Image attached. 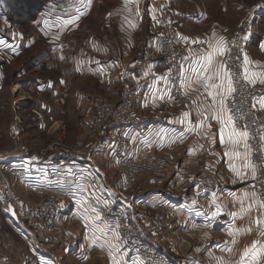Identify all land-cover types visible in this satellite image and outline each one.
<instances>
[{"label":"crops","instance_id":"0c3cea01","mask_svg":"<svg viewBox=\"0 0 264 264\" xmlns=\"http://www.w3.org/2000/svg\"><path fill=\"white\" fill-rule=\"evenodd\" d=\"M64 1H60L59 8L63 11L60 20L76 14V8L80 6L76 0ZM123 5L125 7V0ZM136 5L129 2L125 11L131 12ZM148 5L149 9H155L154 13L148 11L151 18L158 6H162L175 23L179 37L189 38L187 42L179 38L180 44L185 46L186 57L190 53L204 50V46L192 44L191 41L194 39L207 40L215 32L217 36H224L229 40L236 31L239 18L238 0H154ZM157 29L155 36L159 37L160 41L159 26ZM252 35L248 38L251 42L254 40L252 38L257 37ZM158 48L148 53L145 51L135 60L136 65L130 62L126 68L128 75L123 74L128 79L127 86L134 98L135 106L140 111L138 122L125 131V154L135 159L160 154L178 165L173 172H162L131 182L125 181L124 178L122 180L121 177L120 180L123 182L121 188L115 186L112 171H106L97 156L100 152H108L111 149L113 142L111 137L114 134L112 130L116 128L110 125L105 134L95 139L93 147L85 151L68 152L73 157L71 161L57 162L52 160L51 155L45 157L40 153H27L26 149L18 152L5 151L3 154L0 152V158L4 162L2 170L9 174L8 178L18 183V188H21L23 193L30 196L53 193L58 196L60 211L66 207L67 210L61 213L65 214L64 217L70 224L77 226L76 229L70 228V234L74 239L64 242L62 246L64 248L62 251L66 250L70 262L81 264L86 259L88 250H95L102 252L106 264H112L108 249L92 244L91 235L84 227L80 218L83 209L76 203L80 194L72 196L68 193V186L75 187L77 183L103 185V188L97 191V195L101 197L100 201L112 199L118 204H120L118 200L123 201L124 205H120L129 211L136 231L142 234L157 252L165 254L175 264H237L243 249L250 246L252 241L260 239L254 224L251 225L253 231L250 233L243 231L250 225L249 216L245 215L233 223L229 215L231 212H238L240 207L239 204L233 203L229 193L239 196L243 191L252 189L240 181L232 182L235 177L228 171L226 158H223L225 149L218 142L215 146L210 145L202 138V131L185 134L183 141L178 139L183 127L169 121H174L184 111L191 110L171 104L170 98L164 94L163 83L156 86L159 90L156 98L153 96L156 89L148 87L153 81L152 75L144 76V72L149 71V65L152 66L150 69L152 74L168 75V64L166 59L159 55ZM103 63L105 64L95 70L100 75L121 72L117 58L107 57ZM184 66L187 67V61ZM101 68L103 72L100 71ZM122 73L123 71L116 76L120 83L123 81ZM160 95L164 98H158ZM189 96L192 100L201 99L196 91L189 90ZM193 109L191 112L195 115V108ZM259 120L261 126L264 125V111L261 112ZM173 129L176 130L175 133ZM216 129L217 125L213 122L212 131ZM20 156L37 157L42 162L28 165L17 160ZM199 166L216 173L221 182L218 190L203 193L194 188L195 169ZM69 169L73 174H69ZM81 176L84 180L79 179ZM118 178L119 176L116 179ZM212 193H216V196L213 197ZM214 200L221 207L216 217L212 216V212L217 210L213 207ZM256 215V211L251 213V217ZM96 223L100 227L105 226L102 220ZM3 226L7 231H4V236L2 235L0 239V249L2 251V248L4 250L8 248L10 254L8 260L0 259V264H61L62 257L50 250L51 241L46 240L42 232L28 229L4 209H0V227ZM236 228L242 231L235 236L236 243L230 245L232 252L229 253L224 250L225 242L233 239L228 235V231ZM100 243H103V240ZM122 253L124 254L122 264H135L139 260L137 254L129 250L122 248Z\"/></svg>","mask_w":264,"mask_h":264},{"label":"rangeland","instance_id":"374dc122","mask_svg":"<svg viewBox=\"0 0 264 264\" xmlns=\"http://www.w3.org/2000/svg\"><path fill=\"white\" fill-rule=\"evenodd\" d=\"M60 1L64 0H0V40L6 42L5 45H0V152L3 154L5 151L18 152L26 149L27 153H40L45 157L51 155L53 158L63 151H85L93 147L95 139L105 134L110 125L116 128L113 129L115 131L112 130L114 134L111 137V149L108 152L102 151L97 156L104 169L112 171L115 186L121 188V177L122 180L124 178L131 182L162 172H173L178 165L160 154L145 155L137 159L127 157L125 132L122 133L125 127H120L118 120H121L119 113L126 110L129 100L138 122L140 111L127 86L126 68L130 62L136 65L135 60L145 51L148 53L158 48L159 37L155 36L158 26L161 29L157 23L158 10L162 9L168 15L170 26L177 30L175 23L162 6L156 9L155 20L148 15V4L154 0H138L131 12L125 11L124 0H93L89 9H81L86 14L81 16L77 26H70L59 33L58 40H53L58 32V21L63 16V11L59 8ZM262 2L264 0H238L239 18L233 35L239 30L242 19L251 16L244 53H247L255 65L264 68V10L257 14L253 12ZM39 5H44L41 11L38 10ZM137 7L140 16L133 14ZM125 18L135 23L136 27H131ZM44 20H48L50 27H45ZM45 32H48L47 36ZM251 34L252 37L257 36L252 38V42L248 40ZM13 48L16 51H12ZM111 56L118 59L119 70L123 71L122 76L125 74L122 83L116 78L121 72L100 75L95 71L105 64V58ZM77 68L80 70L77 71ZM180 94L181 97L177 99L183 100L176 101L171 96V104L193 111L194 107H189L188 103L192 98L189 95L186 97L183 92ZM195 117L193 115L194 121ZM119 137L123 138L125 147L121 151V157L115 159L118 149L115 146ZM128 160L137 167L133 170L125 167L123 163ZM195 170V176L205 171L216 175L206 167L199 166ZM1 172L6 182L4 197L19 199L33 216L38 215L40 200L54 198L51 208L56 217L50 219L49 214L43 217L48 221L46 227L39 221L38 215L35 217L36 226L31 230L42 232L46 240L51 241L50 250L62 257L61 264H79L70 262L66 250L62 251L63 243L74 239L70 228L76 229L77 226L70 224L65 219V214L61 213L67 209L65 207L60 211L58 196L53 193L30 196L18 188V183L8 178L9 174L3 170ZM0 183L2 184L1 180ZM1 199L0 197V201ZM4 231H7L6 228L0 227V239L4 236ZM18 248L21 249L19 245ZM3 250L4 248L2 251L0 249V259L6 261L10 249ZM86 255L81 264H106L101 251L88 250Z\"/></svg>","mask_w":264,"mask_h":264},{"label":"snow or ice","instance_id":"6c2138e0","mask_svg":"<svg viewBox=\"0 0 264 264\" xmlns=\"http://www.w3.org/2000/svg\"><path fill=\"white\" fill-rule=\"evenodd\" d=\"M129 2L135 5L138 0H125V7ZM92 3L93 0H78L80 6L76 8V14L58 21V32L53 36V40H58L59 33L70 26H77L81 16L86 14L81 9H89ZM149 12L154 13L155 9L150 8ZM136 15L140 16L138 7L136 8ZM125 19L131 27H136L135 23L127 20V18ZM152 19H156L154 14ZM44 25L46 28L50 27L48 20H44ZM44 34L47 36L48 32ZM179 38L186 42L189 39L184 36ZM244 39L246 40L247 36ZM191 42L195 45L204 46V50L199 53H190L189 56L182 58L187 61V67L183 64L180 66L178 87L186 97L189 95V90L198 92L201 99H193L188 103L189 107L195 108V116L199 119L194 121L192 118L193 113L184 111L180 117L174 121L170 120L169 123H175L183 127V131L178 134V139L181 141H183L185 134L202 131V138L206 139L210 145L215 146L218 142L225 149L223 158H226L227 169L235 177L232 182L240 181L252 189L251 191H243L239 196L235 193H229L233 198V203L240 206L238 212H231L229 215L233 223L236 219H242L245 215L249 216L250 225L243 231L250 233L253 231L251 225L254 224L260 237V239L252 241L250 246L243 249L239 254L237 264H264V181L260 182L261 187L259 189L256 188L259 176L264 174V125L260 126L259 135H254L249 129L247 116L235 107L236 95L244 90L245 84L253 88L258 84L264 86V68L255 65V62L250 60L247 53H244L242 49V58L239 55L233 57L231 55L232 49L239 48L237 41H229L224 36H217L215 32H213L210 39L202 41L194 39ZM5 44L4 40H0V45ZM12 51H16V49L13 48ZM61 58L63 59V57ZM230 61H235V63H230ZM151 67V65L148 66L149 71H145L144 76H153V81L148 87L156 89L153 93L154 98L157 97L159 92L156 86L160 83L165 85L164 94L171 98L172 87L175 86L173 80L167 74L161 76L152 74L150 72ZM79 70L77 68V71ZM100 71L103 72V69L101 68ZM169 72H171V69ZM237 85H240V87L238 88ZM158 98L163 99L164 96L160 95ZM251 101L250 114L264 111V94L252 96ZM213 122L217 125L216 131H212ZM172 131L173 133L176 132L175 129ZM253 141L257 142L254 144ZM254 156L256 159H254ZM33 159L38 158L33 157ZM257 160L260 163H257ZM69 174H73L71 169H69ZM79 179L84 180V177L81 176ZM249 181L251 182L248 183ZM102 188L103 185L94 183H77L75 187L68 186V193L72 196H76L77 193L80 194L76 199V203L83 209V215L80 218L83 220L85 229L91 235L92 244L99 245L101 248L106 247L112 264H122L124 260L122 244L127 241L119 231L121 228L120 222L117 220L114 226L105 223L104 227H100L96 223L102 219L100 210L95 206L100 203L97 191ZM212 195L215 197L216 193H212ZM109 203V201H104L105 206ZM193 203L195 204V201ZM213 207H216L217 210L212 212V216L216 217L220 213L221 207L215 200L213 201ZM4 211L16 215L11 205L5 208ZM253 211L257 212L255 217H251ZM240 231L242 230L239 228L229 229L228 235L233 239L225 242L224 250L229 253L232 252L230 245L236 243L235 236ZM97 233L100 235H97ZM101 240H103V243H100ZM135 264H143V261L137 260Z\"/></svg>","mask_w":264,"mask_h":264},{"label":"built area","instance_id":"2783aa9c","mask_svg":"<svg viewBox=\"0 0 264 264\" xmlns=\"http://www.w3.org/2000/svg\"><path fill=\"white\" fill-rule=\"evenodd\" d=\"M153 1V0H149ZM264 10V2L259 4L253 9L254 13H258L260 11ZM158 21L161 26V37L159 41L160 46V56L166 59L167 67H168V75L174 82V87H172V96L173 98L177 99L178 97H181L180 92L182 93V90L179 89V72H180V66L185 64V60H183V57H186V50L185 47L182 46L179 42V34L177 30L172 28L170 26V21L168 18V15L162 10H158ZM252 21L251 16L247 18H243L240 23V28L236 32L233 37L229 39V41L235 40L239 44V48H233L231 55L233 57L241 56L242 58V52L241 49L245 50V42L244 39L245 36H248L249 32V25ZM230 63H235V61H230ZM171 69V72L169 70ZM239 88L240 85H237ZM264 94V86L256 85L254 88L250 87L248 85H244V90L236 95V104L235 107L238 108L240 111H242L247 116V122L249 123V129L254 135H259V129L261 126L259 116L262 111L255 112L254 114H250V108H251V97L256 95ZM247 97V99H245ZM126 110L124 109L123 112L119 113L121 116L118 120L120 122V127H125V130H127V126H130L132 124H135L137 122V116L132 111V104L127 100ZM132 113V114H130ZM195 120H198L197 117H195ZM252 121H255L254 123ZM123 123V124H121ZM122 131V133L125 132ZM257 141H253L255 144ZM117 152L114 155L115 159H119L121 157V151L124 150L125 143H123V138L119 137L116 141ZM43 158V156H42ZM254 159L256 157L254 156ZM17 160L25 163V164H35L40 163L39 159H33L31 156H20ZM4 162L0 159V167L2 166ZM257 163H260L259 160H257ZM157 164V163H156ZM125 167H129L135 169L137 166L133 164L131 161H126L123 163ZM2 168H0V180L2 181V192H0V197L2 198L0 201V209H5L8 207V205H11L12 208L16 212V219L17 221L25 225L28 229H32V227L36 226L35 217L40 215L39 221H42L43 224L47 227V222L43 219V217H47L49 214L50 219H53L56 217L55 211L52 210V206L54 204V198L49 197L47 200H40L38 203V215L33 216L30 214L29 209H27L26 205L19 201V199H7L4 197V191L6 189V182L5 179L2 177ZM195 189L198 192H213L220 187V181L217 178L215 174L212 172H201L198 173L195 176ZM4 181V183H3ZM261 181H264V174H261L258 178V181L256 183V188L259 189L261 187ZM110 203L105 206L104 201L100 202L99 204H96L95 206L100 210L101 217L104 221V223H107L109 226L113 225L118 220L121 224V228L119 231L121 232L122 237L126 239V243L122 244V248L124 250H129L135 254H137L139 260L143 261V264H175L174 262H171L168 257L163 254L157 252L151 244L144 238V236L140 233H138L134 227L133 222H131V218L129 215V211L122 205L116 203L114 200H107ZM11 216L10 212H8ZM51 223V222H50Z\"/></svg>","mask_w":264,"mask_h":264},{"label":"trees","instance_id":"16d2710c","mask_svg":"<svg viewBox=\"0 0 264 264\" xmlns=\"http://www.w3.org/2000/svg\"><path fill=\"white\" fill-rule=\"evenodd\" d=\"M44 1L48 2V0H44ZM42 6L44 7V5H42ZM42 6L40 7V5H39L38 10L40 9V11H41ZM59 154L60 153H58V155H54L52 160L59 162L62 160L70 161L73 159L72 155L66 151H63L60 155Z\"/></svg>","mask_w":264,"mask_h":264},{"label":"water","instance_id":"95a60500","mask_svg":"<svg viewBox=\"0 0 264 264\" xmlns=\"http://www.w3.org/2000/svg\"><path fill=\"white\" fill-rule=\"evenodd\" d=\"M118 202H119L120 204L124 205L123 201H121V200H118ZM8 206H9V205H8ZM10 214H11V216H12V218H13V219H15V218H16V215H12V213H11V212H10Z\"/></svg>","mask_w":264,"mask_h":264},{"label":"bare ground","instance_id":"6f19581e","mask_svg":"<svg viewBox=\"0 0 264 264\" xmlns=\"http://www.w3.org/2000/svg\"><path fill=\"white\" fill-rule=\"evenodd\" d=\"M14 91H15V89H13ZM18 92V91H17ZM16 92V93H17ZM1 168V167H0ZM3 187H2V184L0 183V189H2ZM0 192H2V190L0 191Z\"/></svg>","mask_w":264,"mask_h":264}]
</instances>
